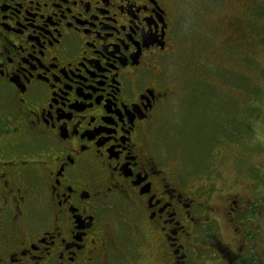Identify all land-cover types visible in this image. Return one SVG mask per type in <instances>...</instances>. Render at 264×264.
Masks as SVG:
<instances>
[{
  "label": "flooded vegetation",
  "instance_id": "af4514ba",
  "mask_svg": "<svg viewBox=\"0 0 264 264\" xmlns=\"http://www.w3.org/2000/svg\"><path fill=\"white\" fill-rule=\"evenodd\" d=\"M182 12L181 0H0V264H260L245 252L259 197L226 191L212 207V178L169 162L160 125Z\"/></svg>",
  "mask_w": 264,
  "mask_h": 264
},
{
  "label": "rangeland",
  "instance_id": "374dc122",
  "mask_svg": "<svg viewBox=\"0 0 264 264\" xmlns=\"http://www.w3.org/2000/svg\"><path fill=\"white\" fill-rule=\"evenodd\" d=\"M210 3L181 0L182 29L169 69L177 96L160 129L177 171L201 176L206 186L204 178H212L217 192L209 205L220 206L216 196L226 191L259 197L252 205L255 229L249 226L251 236L258 231L251 238L257 242L245 252L264 264V0H240L228 11L219 0ZM226 24L231 31H225ZM234 31L233 47L225 51L226 35ZM219 154L224 158L217 162ZM219 226L221 243L235 251L231 228L224 220Z\"/></svg>",
  "mask_w": 264,
  "mask_h": 264
}]
</instances>
